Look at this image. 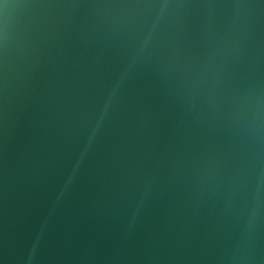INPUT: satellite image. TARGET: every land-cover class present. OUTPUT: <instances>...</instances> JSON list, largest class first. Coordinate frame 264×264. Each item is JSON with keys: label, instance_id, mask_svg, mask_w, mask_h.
<instances>
[{"label": "water", "instance_id": "95a60500", "mask_svg": "<svg viewBox=\"0 0 264 264\" xmlns=\"http://www.w3.org/2000/svg\"><path fill=\"white\" fill-rule=\"evenodd\" d=\"M0 264H264V0H0Z\"/></svg>", "mask_w": 264, "mask_h": 264}]
</instances>
